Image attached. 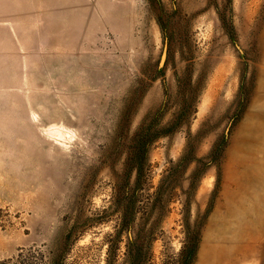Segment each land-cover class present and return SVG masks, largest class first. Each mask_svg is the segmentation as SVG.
I'll use <instances>...</instances> for the list:
<instances>
[{
  "label": "rangeland",
  "instance_id": "rangeland-1",
  "mask_svg": "<svg viewBox=\"0 0 264 264\" xmlns=\"http://www.w3.org/2000/svg\"><path fill=\"white\" fill-rule=\"evenodd\" d=\"M0 264H264V0H0Z\"/></svg>",
  "mask_w": 264,
  "mask_h": 264
},
{
  "label": "trees",
  "instance_id": "trees-1",
  "mask_svg": "<svg viewBox=\"0 0 264 264\" xmlns=\"http://www.w3.org/2000/svg\"><path fill=\"white\" fill-rule=\"evenodd\" d=\"M178 124H179V121L176 119V117H172L167 124V129L172 130L173 128L177 127ZM219 149H220L219 143L215 144L213 148L211 149V152H210L211 156L213 157L216 156L217 153L219 152Z\"/></svg>",
  "mask_w": 264,
  "mask_h": 264
},
{
  "label": "water",
  "instance_id": "water-1",
  "mask_svg": "<svg viewBox=\"0 0 264 264\" xmlns=\"http://www.w3.org/2000/svg\"><path fill=\"white\" fill-rule=\"evenodd\" d=\"M164 56H165V50L163 51L162 55H161V60H160V64L162 63L163 59H164Z\"/></svg>",
  "mask_w": 264,
  "mask_h": 264
}]
</instances>
